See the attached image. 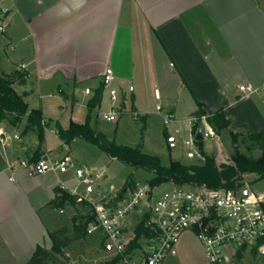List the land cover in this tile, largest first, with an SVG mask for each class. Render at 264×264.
<instances>
[{"label":"crops","instance_id":"crops-1","mask_svg":"<svg viewBox=\"0 0 264 264\" xmlns=\"http://www.w3.org/2000/svg\"><path fill=\"white\" fill-rule=\"evenodd\" d=\"M6 7L0 74L25 76L12 88L23 95L29 110H35L28 101L30 79L58 89L96 80L79 91L87 110L93 91L111 72L121 100L118 119L136 112L146 124L149 113L142 99L152 86L161 98L156 101L153 92L150 97L161 103L164 113L174 115V124L178 104L171 94H188L191 132L198 103L206 114L224 112L230 121L227 135L264 130V0H16ZM241 85H250L255 92L244 95L238 89ZM86 88L91 95L83 93ZM104 99L108 102L105 91L95 112ZM1 127L15 131L17 145L5 134L7 149L0 154V264H26L37 246L51 247L49 240L50 245L41 243L48 233L41 232L39 214L72 171L46 182L40 180L45 174L30 176L20 162H33L35 155L27 158L26 145H39L27 138L36 131L23 133L24 121L17 128L5 123ZM41 151L49 156L47 150ZM64 157L69 155L53 158ZM39 191L46 199L38 197ZM194 243L202 247L191 232L182 233L164 264L209 263L203 248L196 250Z\"/></svg>","mask_w":264,"mask_h":264},{"label":"built area","instance_id":"built-area-1","mask_svg":"<svg viewBox=\"0 0 264 264\" xmlns=\"http://www.w3.org/2000/svg\"><path fill=\"white\" fill-rule=\"evenodd\" d=\"M15 1L0 0V34L8 27L6 3ZM19 68L24 70L26 67L21 64ZM102 83L110 106L99 113L104 121L113 122L122 112L119 90L114 86L111 72L102 77ZM238 89L244 95L255 92L250 85H241ZM128 91L133 92V87L129 86ZM83 93L86 96L92 94L89 88ZM154 98L156 101L161 98L158 89L154 90ZM155 109L161 113L163 108L156 105ZM131 115L138 118L136 112ZM174 121L172 113L163 114L165 125ZM194 124L201 128L204 139L216 137L205 116L199 120L194 118ZM6 142L5 133L0 130V145L4 147ZM184 145L196 148L193 138ZM195 152L196 149L193 154ZM20 166L30 176L74 171L83 191L79 192L77 187L70 189L62 182L57 189L84 202L85 213L93 217L86 226V235H102L104 248L108 251L110 247L109 251L113 252L110 260L117 258L115 264H164L184 232H191L199 241L209 264H228L239 258L238 254L247 253L264 259V194L252 192L245 186L239 191H213L171 183L154 187L148 183H134L118 191L95 184L102 172L97 171L99 174L93 177L91 171L77 167L70 157L54 159L45 153L31 163L20 162ZM59 212L63 213V210L59 208ZM138 226L147 234L140 235L138 246L131 248Z\"/></svg>","mask_w":264,"mask_h":264},{"label":"rangeland","instance_id":"rangeland-1","mask_svg":"<svg viewBox=\"0 0 264 264\" xmlns=\"http://www.w3.org/2000/svg\"><path fill=\"white\" fill-rule=\"evenodd\" d=\"M4 56L5 52L2 46H0V57ZM95 84L96 80H93L87 83L83 82L77 86L68 84L58 89L53 87L49 82L37 83L34 79L29 80L27 83L29 93L31 94L28 98L29 107L40 110L43 121L47 122L49 127L44 128V139L41 143L39 142L37 132L31 131L29 133L27 138L30 143L37 142L39 145L35 148H28L26 145L27 158L33 157L37 149H39L41 154L43 148L48 151L51 158L69 155L77 167L91 171L93 177L98 175L97 170L102 168L101 177L98 180L95 179V184L101 188L121 191L124 186L131 187V185H128L129 180L139 185H146L153 178L151 171L136 169L111 159L96 146L90 145L80 139H76L68 145L70 150H65L64 142L58 137L55 123H58L64 129L68 128L70 123H85L87 110L83 106L84 97L79 91L85 86H94ZM152 89V86L150 89H147L142 99V104L149 113L146 124L138 118H133L131 114H125L113 122H106L98 111L91 115V128L100 133L106 140L114 141L117 145L139 148L145 154L158 157L164 166H168L171 161H178L186 165L198 163L201 159L199 150L184 145L185 141L193 138L190 131L191 128L189 127L190 124L187 122L190 119L188 117L190 114L188 108L190 99L187 100L185 96H188V94L186 92L182 93L183 97L182 95H177L176 92H172L171 97L174 101L177 100L178 104L176 108V122L175 124L170 123L165 125L163 123L164 110L162 109L161 113H158L155 109L156 105L161 106V103L155 102V98L150 97L152 96V92L154 95ZM107 110L108 102L104 99L100 111ZM0 130L7 136H9V133L11 143L17 145L14 140L15 131H7L3 127ZM218 138H206L202 143L204 152L218 153L217 155L215 154L217 164L228 163L230 157L236 153L253 159L264 156V146L247 141L244 135L240 136L236 143L224 132L220 133ZM218 140L220 143H218ZM7 142L4 147L0 145V154L2 155L7 149ZM195 149L196 152L193 154V157L189 158L188 151L191 150L193 152ZM54 176L64 177L60 173L55 174L50 172L40 177V180L46 182L49 180L48 178L52 180ZM68 176L70 178H62L63 180L61 181L67 183L68 188L77 187L78 191L82 192L84 187L75 178L74 171L72 173L69 172ZM255 179L252 176L246 177L244 186L252 192L264 194V180L255 182ZM38 194L41 200L46 199L45 193L39 191ZM60 209L63 210V213H60L59 209H52L48 206L43 208L39 214L41 226L43 225V231H41L42 229L40 231L48 233L51 230L67 227L69 235L73 237L74 227L77 224L74 218H79L84 214L83 206L73 207L65 202ZM101 238L102 235L96 234L86 236L84 239L73 240L64 249L63 255L57 257V264H99L109 261L112 258L113 252L107 251L106 248L100 245ZM48 240L50 241L49 237H43L41 238V243L50 245L51 242L48 243ZM192 246L196 250L202 248L198 243H194ZM203 263L209 264L206 261H203ZM228 264H264V259L247 253L241 255L240 258L230 260Z\"/></svg>","mask_w":264,"mask_h":264},{"label":"trees","instance_id":"trees-1","mask_svg":"<svg viewBox=\"0 0 264 264\" xmlns=\"http://www.w3.org/2000/svg\"><path fill=\"white\" fill-rule=\"evenodd\" d=\"M25 76L23 74L4 75L0 74V125L5 123L8 127L17 128L23 121L25 127L23 133L29 130L37 132L39 142L44 139V128L49 127L47 122H44L40 110H29L27 103L23 99V95H18L12 88L14 81L22 83ZM103 96V83L93 91L91 98L87 102V117L83 124L70 123L68 128H62L58 123H55L56 133L65 145H70L76 139H80L90 145L96 146L111 159L117 160L125 165L136 169H145L153 173V178L148 184L152 187L164 184H174L176 186L200 187L208 190H231L239 191L244 188V180L246 177H255V182L264 180V156L253 159L245 155L236 153L230 157L228 163L217 164L214 154H207L203 151L202 143H195L199 150L201 159L196 164L186 165L178 161H171L168 166H164L160 159L156 156H151L143 153L139 148H131L127 146L117 145L114 141L106 140L100 133L96 132L90 126V117L97 108L100 107ZM198 111L200 115L205 116L207 123L213 129L216 135L227 131L230 121L225 117L222 110L206 114L202 110V105L198 103ZM197 124L192 126V132L196 131ZM234 143L242 134L230 133ZM247 141L257 143L264 146V130L253 135H244ZM40 155L39 149L35 152V158ZM128 185H133L134 182L129 180ZM254 183V182H253ZM127 186H124L125 189ZM69 205L84 206L82 201L77 204L75 197L67 192L56 189V196L49 201L48 207L59 209L64 203ZM264 210V205H263ZM79 218H74L77 224L74 227V236L69 235L67 227H61L56 230L48 231V237L51 242L49 250L37 246L32 257L27 264H57V257L64 253L73 240L84 239L86 235V226L93 220L89 213H85ZM136 237L130 244L131 248L138 246L137 241L140 235L147 232L138 226L136 229ZM100 245L104 247V237L101 238ZM237 257H241L238 254ZM117 258L103 262L102 264H115Z\"/></svg>","mask_w":264,"mask_h":264},{"label":"water","instance_id":"water-1","mask_svg":"<svg viewBox=\"0 0 264 264\" xmlns=\"http://www.w3.org/2000/svg\"><path fill=\"white\" fill-rule=\"evenodd\" d=\"M200 115V112L197 111L195 112L193 115H192V118H196ZM193 139H194V142L195 143H203V141L205 140L203 135H202V132H201V128L198 126L194 135H193ZM172 141V140H171ZM244 195H246V192H243ZM75 201L77 204H80L81 203V199L79 197H76L75 198ZM110 250V247H108V251ZM102 264V263H100Z\"/></svg>","mask_w":264,"mask_h":264}]
</instances>
